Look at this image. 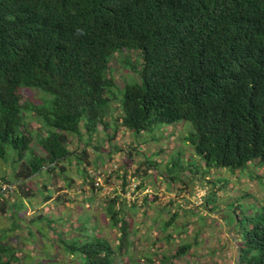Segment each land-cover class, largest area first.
Wrapping results in <instances>:
<instances>
[{"label": "trees", "instance_id": "trees-1", "mask_svg": "<svg viewBox=\"0 0 264 264\" xmlns=\"http://www.w3.org/2000/svg\"><path fill=\"white\" fill-rule=\"evenodd\" d=\"M116 61L137 79L120 88ZM24 88L39 91L40 103L23 102ZM27 114L46 129L36 137L42 155ZM185 122L193 126L185 138L200 166L191 170L192 180L198 170L204 182L211 171L248 175L251 165L264 167V0H0V163L20 169L10 185L54 173L64 178L73 159L86 167L85 154L70 151V137L81 140L82 130L90 144L110 125L114 135L148 133L156 142V130ZM116 175L126 192L131 183L123 171ZM135 180L141 192L142 175ZM169 180L177 182L174 175ZM117 201L109 202L107 216L113 227L121 224L120 252L130 245V226L120 218L125 203ZM215 201L214 194L206 198L209 207ZM247 208L251 213L234 211L238 264H264V206ZM93 236L56 244L80 256L75 264H127ZM23 255L0 243V264H23ZM164 258L162 264L170 261Z\"/></svg>", "mask_w": 264, "mask_h": 264}, {"label": "rangeland", "instance_id": "rangeland-1", "mask_svg": "<svg viewBox=\"0 0 264 264\" xmlns=\"http://www.w3.org/2000/svg\"><path fill=\"white\" fill-rule=\"evenodd\" d=\"M112 67L116 69L113 77L120 88L127 81L137 79L117 61ZM21 93L23 102L40 103L39 91L24 88ZM24 118L33 136L35 151L42 155L36 137L46 129L36 116L27 114ZM108 122L114 127L111 118ZM111 125L105 130L101 126L91 144L84 130L81 140L70 137V151L80 156L85 154L81 157L88 165L79 168L73 159L64 167V178L56 173L51 175L54 183L52 177L44 175L43 179L10 185V180L14 182L11 177L20 169L14 171L11 162L0 163L3 195L0 198V243L21 250L26 255L21 256L23 264H75L80 256L69 255L63 244H56L57 240H83L84 235V240H89L93 234L110 243L120 260L127 264H162L164 255L170 259L165 264H238L241 243H238L234 211L249 214L253 209L247 205L264 206V167L251 165L252 172H246L248 175L211 171L205 183L200 181L202 173L198 170L200 173L192 180L191 170L200 166L199 158L185 138L191 123H179L174 129L163 126L155 132L159 139L156 142L148 133L138 135L126 131L114 135ZM85 168L88 173L79 172ZM122 171L124 179L131 183L126 192L123 191L125 181L116 175V172L121 175ZM255 173L260 179H250ZM141 175L143 188L138 192L134 189L141 181L134 178ZM173 175L177 182L170 185L169 178ZM65 176L71 179L70 184ZM43 185L46 188H42ZM11 187L16 188L11 192ZM213 194L216 201L209 207L206 198ZM50 197L53 198L48 199ZM89 197L91 201L87 200ZM116 198L117 202L122 199L125 203V214L121 213L120 218L130 226V245L120 252L121 224L113 227L107 216L108 204ZM189 244H192L189 251L178 254L181 247ZM175 254L177 256L173 257ZM20 255L15 252L16 257Z\"/></svg>", "mask_w": 264, "mask_h": 264}, {"label": "built area", "instance_id": "built-area-1", "mask_svg": "<svg viewBox=\"0 0 264 264\" xmlns=\"http://www.w3.org/2000/svg\"><path fill=\"white\" fill-rule=\"evenodd\" d=\"M96 185L100 187V184L97 183ZM109 194H110V192L108 193V195H109Z\"/></svg>", "mask_w": 264, "mask_h": 264}]
</instances>
